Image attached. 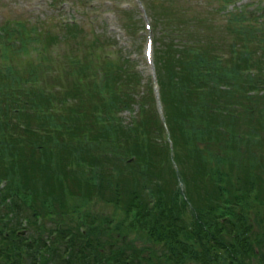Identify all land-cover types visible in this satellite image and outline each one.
Returning <instances> with one entry per match:
<instances>
[{
	"label": "trees",
	"instance_id": "16d2710c",
	"mask_svg": "<svg viewBox=\"0 0 264 264\" xmlns=\"http://www.w3.org/2000/svg\"><path fill=\"white\" fill-rule=\"evenodd\" d=\"M254 7L264 19V0ZM251 20L245 29L227 21L236 25L228 49L206 34L168 43L165 61L159 52L163 120L127 60L94 51L106 39L62 21L0 27L4 263L20 264V248L28 264L40 248L55 264H242L243 251L263 259L253 245L264 239V27ZM55 44L63 47L53 53ZM40 60L50 81L15 88L28 81L21 73L43 70ZM95 201L111 212L88 210ZM117 232L144 240L118 252ZM59 245L77 249L62 258Z\"/></svg>",
	"mask_w": 264,
	"mask_h": 264
},
{
	"label": "rangeland",
	"instance_id": "374dc122",
	"mask_svg": "<svg viewBox=\"0 0 264 264\" xmlns=\"http://www.w3.org/2000/svg\"><path fill=\"white\" fill-rule=\"evenodd\" d=\"M118 1L119 0H111L110 3L107 4L103 3L104 0H0V24H9L11 17L23 16L27 22L47 19L45 22L56 20L73 22L81 26L82 30H87L89 27H92L94 29L92 32H96L100 35L98 37L100 41L107 38L106 40L109 39L110 42H116L117 46L121 48L120 50L111 51V47L104 43L98 52L110 53V56L112 57L117 54L120 55V53L123 54V56L128 58L132 67L140 76L139 82L141 84L138 83V89L143 88L144 85L142 84L147 80L146 71H149V66L144 64L140 56L139 45L141 42V36H138L134 29L137 26H140L139 12L132 5L130 7L131 9H120L117 6ZM228 1L229 0H143L145 11L152 26V57L154 58L156 65L158 61V65L163 67V62L161 60L156 61V58L161 56L159 52H162L163 50L162 55L165 61L164 53L168 50V43H172L173 46L176 45L179 47L186 41V39L201 37L203 40H206L204 35L209 34L214 42L222 43V48L228 49V42L232 41L229 36L235 34V24L243 22L242 27L245 29L247 25H244V23L247 21L248 23L252 22L251 19H253L255 25L264 27V19H261L260 16H256L257 12L260 10L255 7L253 8L255 0L244 1V4L248 5L244 6L240 12H243V14L246 15V17L243 16V19L245 20H242L238 15H232V13H229L234 10H236L234 12H239V6H236L235 4H239L240 1L235 3ZM234 17H237L235 24L227 23L228 20ZM123 28L126 31H124ZM248 30L249 31L247 32H250V34L256 35L257 33L254 29ZM78 35H81V32H79ZM62 44L64 47L66 46L65 43ZM63 45L59 44L52 48L51 51L53 53L60 51ZM33 53V51H29V55H32ZM37 61L39 60H36V62ZM40 63L43 65V70L39 66H35L36 69L32 74L21 73V76L27 77V80L29 81L22 82L15 88L24 87L25 85L30 84L31 81H33V84L39 85L42 82H45V80H50L47 79L48 68H45V62L40 60ZM159 72L162 76L164 75L163 68L159 69ZM33 77L35 78L32 79ZM7 90L13 89L8 87ZM132 108L133 109L130 113H128L127 110H123L121 111V114L126 117L129 114H133L136 109L135 105ZM2 204L3 203H0V209L3 208ZM87 206L88 210L99 213L100 215L106 212H111V208L101 201L89 202ZM250 217H253V213H251ZM1 218L2 221L5 219L4 216ZM23 223L24 222L22 221L20 226H23ZM25 231L29 232L25 230L24 227H21L19 230L22 235H25ZM116 236L117 239H114L115 242H121L123 245L117 246L118 252L121 250L125 251L129 248L128 246H124V244H134L139 246L144 240H142V235L140 233L117 232ZM261 238L262 233L259 237L262 243L253 245V250H259L264 253V239ZM59 247L61 246L59 245ZM73 247L75 246L73 245ZM108 247H110V245L98 248H105V250L108 249L110 252L111 248ZM31 248L32 247H30L29 250ZM63 248L64 250H67L68 247L63 246ZM40 249L41 251H36L40 257L37 264H55L53 261H50L51 256L49 252L51 253V251L49 248ZM19 252H17L18 256H16L15 260H12H18L20 264H28L25 262V255L27 252L24 251L23 248H20ZM64 254L65 253H63V255ZM250 255L251 256H248L246 251L242 252V264H264V256L263 259H258L254 253H251ZM0 264H5L1 258ZM67 264L80 263L77 262L75 257ZM188 264H202V262L197 263L196 261H191ZM207 264L215 263L210 261Z\"/></svg>",
	"mask_w": 264,
	"mask_h": 264
},
{
	"label": "flooded vegetation",
	"instance_id": "af4514ba",
	"mask_svg": "<svg viewBox=\"0 0 264 264\" xmlns=\"http://www.w3.org/2000/svg\"><path fill=\"white\" fill-rule=\"evenodd\" d=\"M73 249H77V248H73Z\"/></svg>",
	"mask_w": 264,
	"mask_h": 264
}]
</instances>
